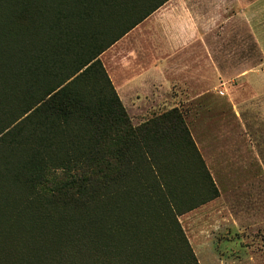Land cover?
Listing matches in <instances>:
<instances>
[{
	"label": "rangeland",
	"instance_id": "374dc122",
	"mask_svg": "<svg viewBox=\"0 0 264 264\" xmlns=\"http://www.w3.org/2000/svg\"><path fill=\"white\" fill-rule=\"evenodd\" d=\"M167 1L112 0L103 1L101 8L82 9L78 3L70 11L61 9L54 38L39 44L45 52L39 70L25 78L17 94L0 98V181L9 177L16 184L18 192L11 204L16 213L63 219L73 206L54 195L57 182L45 188L39 181H55L62 163L80 165L98 155L122 157L127 151L126 156L141 162L137 171L119 166L124 171L120 190L110 189L104 198L95 196L88 206L107 208L104 214L94 209L92 214L96 210L97 216L92 217L103 215L108 233L138 255L130 264H144L139 258L150 249L164 252L168 264H264V32H239L231 25L216 39L207 34L210 66L217 76H197L189 84L174 87L165 97L169 106L138 122L125 110L122 114L100 65L90 67L94 61L81 69ZM23 23L25 19L17 21V25ZM161 29L147 27L144 39L168 40L169 34ZM50 92L57 94L41 107L36 126L34 110L24 112ZM199 92L206 95L188 102ZM97 98L108 107L103 140L88 122ZM173 108L183 115L196 152L184 147L180 137L164 158H158L162 163L149 165L142 152L127 150L128 119L137 127ZM117 109L122 120L115 115L120 113ZM6 133L10 136L5 138ZM26 165L35 169L26 170ZM155 173L167 185L165 191L159 188ZM138 176L144 180L133 183ZM143 183L150 184V189ZM94 187L92 192L102 191ZM85 194L84 198H91ZM55 233V223L36 224L21 218L2 239L1 254L11 252L14 264H48L56 256ZM106 244L105 253L64 248L55 264H91L97 260L92 252L101 255L100 264H129L118 262L109 250L110 242Z\"/></svg>",
	"mask_w": 264,
	"mask_h": 264
},
{
	"label": "trees",
	"instance_id": "16d2710c",
	"mask_svg": "<svg viewBox=\"0 0 264 264\" xmlns=\"http://www.w3.org/2000/svg\"><path fill=\"white\" fill-rule=\"evenodd\" d=\"M103 1L104 3H108L112 0H0V98H7L10 95L17 94L16 91L24 84L25 78L39 70L42 62L41 56L45 53L39 44L52 41L54 38L53 30L57 27V17L60 16L59 12L61 9L70 11L74 4L78 3L83 5L82 9L84 7L101 8ZM70 13L73 14V12H69L68 14ZM22 19H25V23L17 25V21ZM101 51L94 58L86 62L81 69L94 61L90 67L94 65L102 67L100 61L97 60ZM90 67L85 71L90 70ZM53 93L50 92L46 97H41L31 109L28 108L24 112V114H28L34 110L31 114L37 118L36 126L40 125L38 114L42 110L41 107L47 100L57 94ZM49 95H51L50 98H48ZM115 97L122 108V114L125 115L123 106L116 94ZM67 102L70 103V100H67ZM125 125L128 140L124 146L127 147L128 151L131 148H135L140 153L142 152L144 154L143 161L149 165H152L153 162L162 163V160H158V158H164V155L168 154L167 148L172 147L174 139L178 137L182 139L184 147H189L196 152V147L190 137L184 117L176 108L168 110L137 127L131 126L129 119ZM8 136L10 134L6 133L3 137L6 138ZM126 154L122 155V157L116 155L112 158L98 155L94 158L82 160L79 163L80 165H75L71 163L72 161H68L66 164L62 163V171L55 181L46 179L39 181V185L45 188L50 186V183L57 182L56 190L53 191L54 195H57L60 199H66L62 200L65 205L73 206L74 209L70 211L71 213H64L63 219L51 216L40 217L32 212H26L25 214L16 213L15 208L11 207V204L15 201L14 197L18 192L15 189L16 184L9 177L1 180L0 244L4 237L10 235L12 228L19 219L28 218L35 221L36 224L43 222V220H48L53 224L55 223L56 233L54 239H57L52 244L56 250V256L48 264H55L61 258L64 248L68 250L77 247L85 252L97 250L105 253L107 252L105 246H108L106 243L109 244V242V250L117 257L118 262L128 263L129 260L132 262L135 259L137 260L138 255L135 256V252H130V249L127 250L120 238L108 233L104 226L103 215L93 218L97 216L95 212L99 206H88V204L92 203L93 197L100 196L104 198L108 190H120L122 186L120 183L124 180V167L132 169L133 172L137 171V166L141 165V162H137L134 158L126 156ZM119 166L123 167V169L118 170ZM21 168L22 166L18 168V172H21ZM30 168L33 170L35 166L26 165L25 167L26 170ZM39 174L44 176L46 173L39 172ZM13 175L15 176L16 174ZM155 177L158 180L159 188H162V190L166 189L167 185L165 183L161 184L162 177L157 173H155ZM143 180L144 178L139 176L132 179L133 183ZM10 183H12L13 187L9 189L6 186ZM94 184L102 191L97 192L94 189L92 192ZM143 184L145 188L150 189V184H147V186L145 183ZM85 193L90 194L91 198H84L83 195ZM3 194L5 195L4 197ZM11 194H13V198ZM94 209L96 210L92 214ZM98 212L104 214L108 210L107 208L102 210L98 208ZM10 254L11 252H7L6 255H2L0 251V264H14L12 261L15 258ZM91 256H96L95 259H97L91 264H100L102 262L99 258L101 256L99 253L93 254L92 252ZM18 259L16 258V261ZM167 260L168 256L164 252H156L153 249L147 250L144 252V257L139 258V261L144 264H168ZM16 264H19V261Z\"/></svg>",
	"mask_w": 264,
	"mask_h": 264
},
{
	"label": "crops",
	"instance_id": "0c3cea01",
	"mask_svg": "<svg viewBox=\"0 0 264 264\" xmlns=\"http://www.w3.org/2000/svg\"><path fill=\"white\" fill-rule=\"evenodd\" d=\"M231 25L239 32H264V0H168L143 23L104 48L97 60L123 109L138 122L146 114L169 106L166 96L174 87L189 84L197 76H217L210 66L207 34L216 39L232 29ZM147 27L164 28L159 32L169 34L168 40L146 41ZM205 93L199 92L188 102ZM96 102L88 122L103 140L108 107L99 104L100 98ZM115 115L122 120L121 112Z\"/></svg>",
	"mask_w": 264,
	"mask_h": 264
},
{
	"label": "bare ground",
	"instance_id": "6f19581e",
	"mask_svg": "<svg viewBox=\"0 0 264 264\" xmlns=\"http://www.w3.org/2000/svg\"><path fill=\"white\" fill-rule=\"evenodd\" d=\"M1 10V9H0ZM1 20V19H0Z\"/></svg>",
	"mask_w": 264,
	"mask_h": 264
}]
</instances>
